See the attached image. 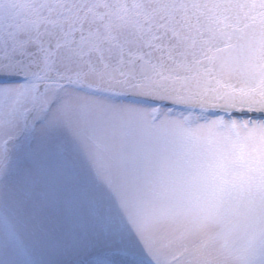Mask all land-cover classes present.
<instances>
[{
    "label": "snow or ice",
    "instance_id": "1",
    "mask_svg": "<svg viewBox=\"0 0 264 264\" xmlns=\"http://www.w3.org/2000/svg\"><path fill=\"white\" fill-rule=\"evenodd\" d=\"M152 2L163 6L160 0ZM229 2L220 0L222 4ZM253 2L264 8V0ZM175 3L172 0L171 6ZM44 4L50 6L47 15L41 17L43 27L37 23L34 33L20 42L28 56L39 54V60L25 64L17 59L7 66L0 63V175L7 171L11 160L10 141L24 133L35 138L39 124L47 137L31 153L33 164L40 169L56 166L59 177L72 188V202L79 210L85 232L107 245L117 244L125 250L138 247L148 258V264H177L183 252H175V248L193 228H202L210 219H226L237 212L224 207L236 187L228 179L231 167L239 161L251 169L264 165V159L246 160L242 148L237 150L235 144L230 154L218 151L208 164L217 181L216 203L196 220L188 221L184 231L177 235L173 226L181 211L175 207L146 206L130 197L126 191L129 157L111 153L100 141L90 143L84 136L80 121L94 110V104L78 90L85 86L94 91L112 89L115 78L106 79L101 71L97 72L98 82L91 84L87 83V74L76 69L88 66L90 71H96L94 53L104 68L117 56L121 65L127 62L134 66L143 61L153 68L168 61L188 65L214 63L235 53L232 34L227 32L230 24L226 19L215 18L211 22L215 27L205 28L199 19L195 23L189 18L180 22L174 15L143 13V20L117 15L102 30L96 25V18L104 17L98 12V0H44ZM216 6L219 8L220 4ZM256 17L264 28V11L257 12ZM30 45L35 46L31 51ZM52 71L70 86L59 85L41 92L39 82ZM115 83L143 86L140 81L132 85L128 79ZM5 100L10 101L7 106ZM62 130L71 141L63 137ZM236 135L239 139V133ZM140 164L143 178L148 179L152 175V158L144 157ZM251 219L254 231L249 248L241 254V264H264V205ZM226 222L231 224L230 220ZM128 264H135V260Z\"/></svg>",
    "mask_w": 264,
    "mask_h": 264
},
{
    "label": "rangeland",
    "instance_id": "2",
    "mask_svg": "<svg viewBox=\"0 0 264 264\" xmlns=\"http://www.w3.org/2000/svg\"><path fill=\"white\" fill-rule=\"evenodd\" d=\"M59 85L40 83V91ZM78 91L94 104V110L80 121L84 136L90 143L100 141L111 153L129 157L126 191L130 197L146 206L181 211L173 226L177 235L188 221L216 203L217 181L208 164L218 151L230 154L235 144L246 160L264 159V119L234 118L235 127H231L203 112L156 110ZM3 103L7 106L10 101ZM46 137L38 124L35 138L24 133L9 143L11 160L0 183L8 193L13 224L9 242L0 245V264H128L132 260L148 264L138 247L125 250L107 245L85 232L72 202V188L59 177L56 166L40 169L33 164L31 153ZM78 152L82 155L79 147ZM144 157L152 158L148 179L143 178L140 164ZM228 179L236 187L224 207L237 212L193 228L175 248L183 252L177 264H241L254 231L251 218L264 205V165L250 169L238 161Z\"/></svg>",
    "mask_w": 264,
    "mask_h": 264
},
{
    "label": "water",
    "instance_id": "3",
    "mask_svg": "<svg viewBox=\"0 0 264 264\" xmlns=\"http://www.w3.org/2000/svg\"><path fill=\"white\" fill-rule=\"evenodd\" d=\"M160 4L163 6L152 0H98V12L104 17H97L96 25L103 30V25L117 15L143 20V13L174 15L180 22L189 18L195 23L199 19L205 28H214L211 22L215 18L226 19L230 24L227 32L232 34L231 42L236 45L234 55L201 65L168 61L155 68L143 61H137L134 66L127 62L121 65L117 56L104 68L94 53L96 71H90L88 66L76 71L85 72L87 83L91 84L98 82L97 72H104L106 79L114 77V88H101L109 92L198 109L264 114V28L256 17L264 8L253 0H230L227 4L220 0H176L175 6H171L172 0H160ZM49 6L44 0H0V63L7 66L17 59L24 60L25 64L39 60V54L28 56L20 42L34 33ZM34 47L30 45L28 50ZM45 78L58 79L55 71ZM124 79L132 85L140 81L143 86L115 83ZM64 81L61 84L68 83Z\"/></svg>",
    "mask_w": 264,
    "mask_h": 264
},
{
    "label": "clouds",
    "instance_id": "4",
    "mask_svg": "<svg viewBox=\"0 0 264 264\" xmlns=\"http://www.w3.org/2000/svg\"><path fill=\"white\" fill-rule=\"evenodd\" d=\"M13 217L8 204V193L3 183H0V245L9 242Z\"/></svg>",
    "mask_w": 264,
    "mask_h": 264
},
{
    "label": "bare ground",
    "instance_id": "5",
    "mask_svg": "<svg viewBox=\"0 0 264 264\" xmlns=\"http://www.w3.org/2000/svg\"><path fill=\"white\" fill-rule=\"evenodd\" d=\"M52 81H55V82H58V83L65 82L64 80H59V79H48V78H45V79L41 80L39 83L44 84V83H48V82H52ZM262 116H264V115H262ZM96 264H101V263L96 262Z\"/></svg>",
    "mask_w": 264,
    "mask_h": 264
}]
</instances>
